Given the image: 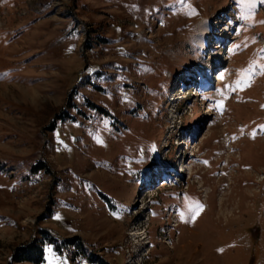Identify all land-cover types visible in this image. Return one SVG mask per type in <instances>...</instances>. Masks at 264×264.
<instances>
[{
	"label": "rangeland",
	"instance_id": "rangeland-1",
	"mask_svg": "<svg viewBox=\"0 0 264 264\" xmlns=\"http://www.w3.org/2000/svg\"><path fill=\"white\" fill-rule=\"evenodd\" d=\"M42 230L108 264H264V0H0V264H89Z\"/></svg>",
	"mask_w": 264,
	"mask_h": 264
},
{
	"label": "trees",
	"instance_id": "trees-1",
	"mask_svg": "<svg viewBox=\"0 0 264 264\" xmlns=\"http://www.w3.org/2000/svg\"><path fill=\"white\" fill-rule=\"evenodd\" d=\"M43 240L50 243L53 250L58 254L66 256L72 261L77 258L85 259L89 264H108L101 257L87 253L84 242L79 237L63 238L48 230H42ZM17 262H36L45 261V249L38 243H29L27 247L20 252V256L15 258Z\"/></svg>",
	"mask_w": 264,
	"mask_h": 264
},
{
	"label": "bare ground",
	"instance_id": "bare-ground-1",
	"mask_svg": "<svg viewBox=\"0 0 264 264\" xmlns=\"http://www.w3.org/2000/svg\"><path fill=\"white\" fill-rule=\"evenodd\" d=\"M212 22L213 21L210 20H202L198 25V34L196 35V43L198 45L203 46L205 51L208 53L211 52V49H218L221 46H223L225 44V40L230 38L231 35V30L224 32L221 35L217 34L214 26L212 25ZM34 96L35 95H32V98H34ZM242 154L243 152H241V162L243 160ZM253 167H249V168L252 169ZM177 168L178 170L181 169L180 167ZM244 169H248V167L243 168V170ZM246 183L247 182H242V186L246 187ZM221 211H223V209Z\"/></svg>",
	"mask_w": 264,
	"mask_h": 264
}]
</instances>
